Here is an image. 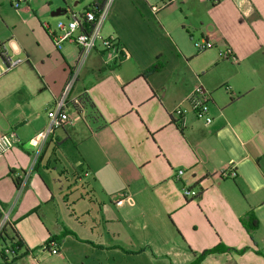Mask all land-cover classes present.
I'll use <instances>...</instances> for the list:
<instances>
[{
  "label": "crops",
  "instance_id": "crops-1",
  "mask_svg": "<svg viewBox=\"0 0 264 264\" xmlns=\"http://www.w3.org/2000/svg\"><path fill=\"white\" fill-rule=\"evenodd\" d=\"M102 1L79 0V9L61 7L53 16L69 20ZM199 1L211 3L216 21L213 31L204 21L192 25L199 42H221L242 66L250 43L264 42V0ZM159 3L114 2L102 32L119 39L129 57L111 68L98 48L78 70L80 49L65 43L58 50L41 20L32 29L44 48L36 54L0 14V48L20 60L7 70L0 56V134L12 143L0 157V230L8 215L24 245L15 264H191L194 253L218 244L248 250L200 264H264V234L241 222L264 206V102L252 98L250 80L212 74L228 60L195 53L180 7L154 13ZM24 9L31 17V7ZM75 75L69 100H81L85 118L46 137L48 112ZM197 85L210 94L213 123L188 113L180 126L172 112ZM231 169L234 180L220 176ZM122 193L133 202L118 207ZM6 241L0 250L13 243Z\"/></svg>",
  "mask_w": 264,
  "mask_h": 264
},
{
  "label": "built area",
  "instance_id": "built-area-1",
  "mask_svg": "<svg viewBox=\"0 0 264 264\" xmlns=\"http://www.w3.org/2000/svg\"><path fill=\"white\" fill-rule=\"evenodd\" d=\"M26 0H11V3L16 7H19L21 3ZM116 0H107L103 8H91L86 10L82 14H74L68 20V22H60L57 26V30H51L49 28V36L58 50L63 48L65 43L75 44L81 52L78 70L84 65L89 56L101 48L103 63L106 67L111 68L120 65L128 57L129 53L123 43L114 36L105 37L103 35V26L109 17L112 6ZM181 2V0H161L159 5L153 6L152 11L158 13L160 10L168 8ZM199 52L212 49L214 44L210 41L202 40L196 44ZM0 54L3 55L7 70H12L19 63L20 60H12L4 49L0 48ZM224 60H234L231 50H227L222 53ZM76 80L75 77L71 78L67 84L65 91L60 99L57 100L55 106L48 112V126L46 137L52 135L55 131L64 129L68 125H72L85 118V109L80 99L69 100L70 91ZM211 97L210 94L204 89L202 85H197L191 91V93L173 110L172 118L179 123L180 126H185L186 117L188 113H192L196 120L203 122L206 126L213 123V118L209 112ZM70 110L74 111V116L70 115ZM12 149L11 137L7 134H0V157L9 152ZM185 174V170H179L177 177L181 178ZM222 178L234 180L236 178V172L226 170L220 173ZM186 196H198V193L193 190L186 189L184 191ZM132 203L133 197L130 194H120L119 198L115 202L116 205L123 206L125 203ZM9 224V216L6 215L1 223V232ZM51 254H59L58 246L56 242H51L49 245ZM4 253L7 256L14 257L16 253L10 247V245H4L2 247Z\"/></svg>",
  "mask_w": 264,
  "mask_h": 264
},
{
  "label": "rangeland",
  "instance_id": "rangeland-1",
  "mask_svg": "<svg viewBox=\"0 0 264 264\" xmlns=\"http://www.w3.org/2000/svg\"><path fill=\"white\" fill-rule=\"evenodd\" d=\"M1 1L0 14L6 20V22L11 25L9 30L13 31L14 26L16 30V37L22 41L28 42V48L39 55H41V48L43 47L41 46L40 48L38 46L36 34H34L32 30L36 22L38 26H40L39 21L41 20L45 29V23H47L50 25L49 27L51 30H57V26L60 22L66 23L68 22V20L66 18L61 19L60 16H53L54 13H57L58 10L61 9V7L65 6L70 7L74 10L79 9L75 8L74 6L75 3L79 0H26L25 2L21 3L19 7H16L15 3L12 4L11 0ZM259 2L260 1L257 0V3ZM65 3H67L68 5ZM27 5L31 7V17L29 12L25 11L24 9V7H26ZM208 5L209 7L206 8L202 5V3H200L199 0H192L184 5L181 2L175 4V6L180 7L178 8L179 16L183 18V20H185V24L186 26H188L191 33H195V39H192L190 35L185 34V38L189 43L192 44L195 53L198 52L196 44L199 42V40L197 37L198 35L193 29L192 25L199 27L200 23L204 21L206 22V26L209 27V31H213L215 29V11L210 9L211 3H208ZM221 10L222 14L228 13L225 7H223ZM33 18H35V20ZM176 25L180 27L178 23ZM0 27H2V25H0ZM223 45L224 44L219 42L214 48L206 50L207 52H204H206L205 54L217 52V54H219L220 52L224 53L227 50ZM65 46H63V48ZM249 49L252 54L248 57V59H246L242 66L234 65L231 60H228L227 62H229V65H220L217 69H215V71H213L212 74L219 75L220 79L230 78L232 82H237L241 79L250 80L255 89V94L252 96V98L259 97L260 99H262L261 102H264V42L260 41L258 43L257 41H252L250 43ZM220 58L223 59L222 55ZM254 213L260 221V226L257 229V232L262 235L264 234V206L257 208Z\"/></svg>",
  "mask_w": 264,
  "mask_h": 264
},
{
  "label": "trees",
  "instance_id": "trees-1",
  "mask_svg": "<svg viewBox=\"0 0 264 264\" xmlns=\"http://www.w3.org/2000/svg\"><path fill=\"white\" fill-rule=\"evenodd\" d=\"M106 1L107 0H103L102 2L92 6L91 8L101 9L105 5ZM91 8H89V9H91ZM0 56L3 57L2 54H0ZM160 68H161V65L157 64V65L153 66L149 71H156V70H159ZM89 102H90V100L88 98L84 99V103L85 104L89 103ZM89 106H90L91 109L95 108L93 103H91V104L89 103ZM16 183L18 185H20V181L19 180H16ZM241 222L243 223L245 228L250 233L255 231V230H257L259 228V226H260V221H259L258 217L256 216V214L254 212H249L246 216H244L242 218ZM8 227H10V224H8L7 227L4 228V230L0 234V242L1 241L7 242L6 239H10L11 241H13V243H10V247L14 250L16 255L14 257L7 256L4 253V250L2 248L0 250V253H1V256H2L3 264H15L16 261L19 259L18 253L24 247V245H23L22 241L18 238L17 234L14 233V228L13 227L9 228V232L13 234V238H10V236L8 235V229H7ZM53 241L57 242L58 238H52L48 242V245H50V243L53 242ZM247 250H248V248L237 250V249L226 247L223 244H218L216 247L208 249V250H205L202 253H194L195 259H194V261L191 264H200V263H202L205 260V258L207 256L212 255V254L235 252L236 254L242 255Z\"/></svg>",
  "mask_w": 264,
  "mask_h": 264
}]
</instances>
